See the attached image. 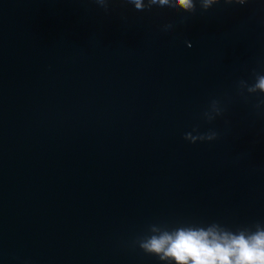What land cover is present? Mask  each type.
<instances>
[{
  "label": "water",
  "instance_id": "water-1",
  "mask_svg": "<svg viewBox=\"0 0 264 264\" xmlns=\"http://www.w3.org/2000/svg\"><path fill=\"white\" fill-rule=\"evenodd\" d=\"M257 75L264 0H0V264H176L140 242L264 230Z\"/></svg>",
  "mask_w": 264,
  "mask_h": 264
},
{
  "label": "clouds",
  "instance_id": "clouds-1",
  "mask_svg": "<svg viewBox=\"0 0 264 264\" xmlns=\"http://www.w3.org/2000/svg\"><path fill=\"white\" fill-rule=\"evenodd\" d=\"M109 0H96V3L107 9ZM138 11L153 6L168 8L173 11L182 10L195 14L197 5L203 12H207L221 0H128ZM226 4L245 5L248 0H224ZM172 25H166L165 31H170ZM241 90L248 93H264V75H257L255 83L249 85L247 81H240ZM222 114L218 101H212L210 111L205 113L208 120L215 119ZM218 138L216 131L193 135L187 133L185 139L197 141H214ZM224 242L219 238L210 239V230L178 229L175 233L167 231L160 235H152L140 242V247L149 254L157 255L161 260L174 259L176 264H264V230L245 236L225 233Z\"/></svg>",
  "mask_w": 264,
  "mask_h": 264
}]
</instances>
